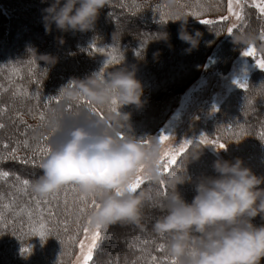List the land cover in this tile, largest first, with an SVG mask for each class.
Segmentation results:
<instances>
[{"label": "trees", "instance_id": "trees-1", "mask_svg": "<svg viewBox=\"0 0 264 264\" xmlns=\"http://www.w3.org/2000/svg\"><path fill=\"white\" fill-rule=\"evenodd\" d=\"M121 2L122 5H118V9L113 8L116 3ZM193 2L194 0H177L176 3L172 0H111V3L102 10L110 13L106 18L103 14L100 15L94 30L62 32L54 27L53 31L47 34L44 29L38 37H27L30 47H23L22 53L16 54L9 40H11V32H16L19 29L18 25L24 21L19 15L25 13L26 8L33 7L31 12L33 19L43 25L42 9L47 5L42 3V0H0V39L2 40L0 49L5 54L4 57H0V125L3 126L0 127V173L9 174L8 177L0 176V212L3 213L8 224V227H4L3 222H0V264L71 263L78 249L75 221L80 213L77 206L73 204L76 194L71 190L68 191L67 205L64 203L63 189L56 200L52 199V195L46 198L38 196L32 190V181L36 177L30 178L28 175L30 173L35 175L38 172V175L41 174L38 165L45 157L33 158L31 149L36 147L37 143L40 146L52 148L63 138L64 130L53 133L51 124L54 120L60 121L65 130L68 127L87 124L89 118L107 121L108 124L113 123L112 118L116 113L110 111V107H101L93 103L102 113L101 117L94 115L89 105L83 102L85 99L90 100L86 96L81 95L74 100L66 98L65 95L60 97L61 91L64 93L73 91L77 88L78 81L100 73L102 69L104 74L118 67L134 69L137 79L143 85V106H119L118 104V112L131 114L128 121L130 126L122 131L142 141L149 140L159 133L167 117L176 107L181 93L200 77L207 60L210 59V54L226 34V22L217 19L226 15L227 0H199L205 8L199 17L189 14L194 10L191 7ZM124 3L130 8L123 5ZM140 5L144 8L143 12L136 11ZM125 10L131 13L126 14ZM180 13L189 18L187 24L189 32L195 33L199 30L203 33L201 44L190 53L186 51L190 45L182 40L178 42L180 39L174 35H169V38L170 40L175 38L174 44L177 45V49L174 48L176 45H162L161 40L156 41L151 36L149 39H152L153 45L146 47L145 43L150 40L145 38L143 40L142 34L136 32L135 35L127 36L121 31L123 26H127L132 21L136 24L137 17H140L141 21H139L146 25L153 23L156 27H160L162 23H167L166 29L169 28L171 32L180 31L182 20L161 22L162 17L167 19ZM246 14L248 22H245L242 30L251 29L249 37L254 38L255 43L258 44L256 45L260 47L259 33L261 26L264 29V18L253 7H246ZM209 18L214 19L216 23L205 25L199 22ZM25 23H27L26 27L31 25L30 21L25 20ZM6 25H8L7 28ZM239 31L236 29V32ZM235 33L233 32V36L227 40L232 42L225 41L226 46L223 47L225 44L222 46L223 51L220 48L221 63L225 60V49L229 45H233L232 49L237 50L244 46L246 40H249L248 37H244V41L237 42L238 39L234 40ZM60 38L65 41L63 44L60 43ZM94 43L97 49L103 48L105 51H94L92 48ZM113 48L116 49L115 54L119 60L117 63L105 66L108 59L107 53ZM242 48L238 49L236 55ZM157 49L161 51L159 63L153 55V51ZM48 53L58 56V63L50 65L41 60L42 57L39 55ZM230 54H232L231 51ZM216 56L218 57V54ZM235 56H230L228 60L232 58L234 60ZM226 66L228 67V63ZM14 69L16 71H13ZM263 82V72L254 74L248 81V91L237 90L222 103L216 115L204 125L208 136L212 138L219 136L221 142L226 144L232 142L226 149L227 159L242 158L246 165L258 175H264V138L261 137V133H264L262 125L264 123V99L258 105L253 106L251 111L245 110L244 116L238 114L235 108L239 109L238 105L246 103L247 98L257 97L260 89L258 86ZM37 89L39 90V101L33 95L37 93ZM25 93L27 96L24 95ZM50 97L56 99L50 102ZM40 113L44 114V121L38 118ZM238 125L246 130L239 139L234 135L240 130ZM26 140L29 147L24 146ZM235 141L241 144V149ZM196 144L204 147L194 141L188 151ZM13 149H16L14 154ZM182 157L172 169L180 163ZM31 159H35L36 164L31 163ZM215 159L217 157L204 147L201 158L188 166V172L193 180L202 175H215L212 168ZM202 164L206 165L202 174H193V170ZM23 180H28L29 185L25 186L22 183ZM193 185L194 183H185L178 187L182 194L185 191L191 194L195 188ZM148 187L149 183L146 181L138 191ZM169 191L167 185V195ZM151 192L154 196V199L149 202L151 207L144 206L143 219L140 224H135L139 226V229L135 231L134 237L131 236L129 239L132 248H128L127 251L123 250V252L121 250L117 260L111 261L114 257L110 256L108 257L109 262L96 261L99 253L103 252L113 239L111 230L115 224H112L106 227V233L102 234L103 238L95 251L92 264H133L134 261L136 264H151L152 257H156L159 264H172V259L166 251V241L157 237L152 231V224L163 214V207L157 199L166 198L164 188L159 183L153 184ZM37 200L42 202L40 207L44 210V220L48 227L54 230L53 236L50 235L42 241L39 236L22 235L21 231L13 235V225L17 229L23 225L22 231L26 233L30 223L40 222L41 213L36 206ZM44 201H49V203L45 204ZM50 207L55 213L54 217L48 216ZM28 211L32 212L31 220L27 215ZM87 215H91L90 209ZM150 218L152 223L148 225ZM80 223L83 224L84 220L81 219ZM254 223L260 224L264 221L257 217ZM123 229L126 230L124 225ZM56 233L64 241L63 244L55 237ZM82 236L81 234L79 238L81 239ZM138 237L141 239L139 243ZM160 245H164L163 251L160 250ZM23 246H32L31 253L23 255L21 253ZM106 251L107 248L104 252Z\"/></svg>", "mask_w": 264, "mask_h": 264}, {"label": "clouds", "instance_id": "clouds-1", "mask_svg": "<svg viewBox=\"0 0 264 264\" xmlns=\"http://www.w3.org/2000/svg\"><path fill=\"white\" fill-rule=\"evenodd\" d=\"M42 3L47 5L42 9V23L50 34L54 27L62 32L94 30L101 11L111 0ZM177 16L176 20L183 21L178 38L190 45L186 49L190 53L199 47L203 33L189 32V18L182 13ZM161 27L157 39L168 40L166 25ZM64 42L60 38V43ZM39 56L50 65L59 61L51 53ZM64 95L73 100L83 95L101 107H110L113 100L119 106L141 107L144 103L142 82L136 71L127 67L115 68L103 76L93 74L78 81L77 88ZM130 117V113L119 111L112 118L111 127L107 121L89 118L87 124L66 130L60 121L54 120L53 133L64 130V135L40 162L41 174L32 181V190L46 198L68 185H76L84 195L95 197L100 203L91 213L93 224L108 227L116 223L140 224L145 203L154 199L151 185L163 180L170 191L163 214L152 224V231L166 241L167 254L176 264H262L264 223L254 220L260 217L264 221V175L255 173L240 157L225 159L218 155L212 165L215 175L193 180L188 166L203 155L205 146L199 144L187 151L174 169L163 173L160 160L166 146L155 137L145 143L124 133L122 130L130 126ZM118 132L123 133L122 139ZM141 169L150 181L149 187L128 191L127 186ZM185 183L195 186L196 194L190 202L178 187Z\"/></svg>", "mask_w": 264, "mask_h": 264}, {"label": "rangeland", "instance_id": "rangeland-1", "mask_svg": "<svg viewBox=\"0 0 264 264\" xmlns=\"http://www.w3.org/2000/svg\"><path fill=\"white\" fill-rule=\"evenodd\" d=\"M242 2L244 3L243 21H237L235 17H230L226 21L221 20V18L217 19V20L225 21L227 24L226 34L224 38L219 42L216 49L210 54L209 56L210 59L207 60L200 77L195 82H193L190 86H188L185 91L181 93L176 107L172 110V112L167 117L163 127L161 128L159 133L152 136L148 140L149 142L153 139V137L158 138L161 133L170 135V140L166 142L165 144L166 147H178V145L182 143L184 140H190L192 142L194 141L199 142V137L202 134H206L204 130V125H206V123L210 119H212L214 115H216L217 113V111H213V109L217 108L219 110L222 103L226 101L228 97L236 93L237 90L242 89L237 85V83H235V81H242L246 79L248 83L249 79L257 72L261 71L264 73V70H261L259 67L256 66V62L252 57H246L243 55V51H245L248 47L252 45H255L256 47L257 56H260L262 53H264V29L262 26L260 27L261 30L259 33V39L261 41V44L259 47L257 46L258 44L255 43L254 38L252 37L253 39H251L249 37V33H251L249 32V30L251 29L246 30L247 29L246 28L242 30V26H244L246 21L248 22L247 14H246V7H253L252 6L253 0H242ZM118 5H122V2L116 3L114 7L111 5V7L118 9L119 7ZM123 5L130 8V6L125 3ZM33 9H34L33 7H28L25 9L24 11L25 13L23 14L21 13V15H19L21 16V18L24 19V21L18 25L19 29H17L16 32H11L10 34L11 40H9V42L11 41V44L14 46V49L16 50V54L22 53L21 49L23 47L29 46L27 37H30V36L38 37L44 30V26L41 23H39L37 20L33 19L31 15L32 14L31 12ZM236 10L239 11V9H236ZM136 11L143 12L144 8L141 7L140 5L138 6ZM109 13L110 12L107 13V11L106 12L101 11V14H103L105 18L107 14ZM124 13L128 14L131 12L125 10ZM228 15L229 13L226 12L225 16H228ZM109 17H112V16L109 15ZM262 17L264 18V16ZM137 18L138 20L136 24L132 23L133 22L132 21L128 23L127 26H123L121 31L127 34V36L135 35V33L138 32L142 34L141 38H143V40L144 38L148 40L149 37L151 36V38L154 40L156 39V41L161 40L162 45L164 44L176 45L174 44L175 38H173V40H170V38L168 40L157 39L158 36L156 33H159L162 30L161 26L156 27L155 25H153V23H151L150 25L149 24L146 25L145 23L140 22L141 21L140 17H137ZM25 20L30 21L31 25L29 27H26L27 23H25ZM209 20H214V19L209 18ZM253 23L255 24V22ZM162 24L166 25L167 23H162ZM234 24L236 25V27L233 29V32L235 33L236 29L240 30L239 32L235 33L234 35L235 38L237 37L242 38V39H238L237 42L239 41L241 42L244 39V37H248L249 40L245 41V44L244 46H242L243 48L241 47L242 50L239 52L238 55H236V53L241 48H238L239 50L238 49L236 50L234 48L235 49L234 50L232 49L233 45L228 44L229 46L225 49V55H224L225 60L224 62L221 63L219 59L220 58V55H219L220 48L222 50V46L225 44L223 46L225 47L226 42H232L231 40L230 41H227V40L233 36V32L229 33L227 29ZM7 27L8 25H6V28ZM164 30L167 31L169 35H174V36L179 37V31L171 32L170 29L169 28L166 29V27L164 28ZM152 39L151 40L149 39L150 41L145 43L146 47L149 45L150 46L153 45V42H151ZM201 40H200V44H201ZM1 41L2 40L0 39V44H2ZM179 41L181 40H178V42ZM174 48L177 49V45L176 47L174 46ZM230 51L232 54H230ZM217 54H218V57L216 56ZM153 55L155 56L157 62L159 63L161 61V58H160L161 51L158 49L154 50ZM4 56H5L4 52L0 49V57H4ZM230 56H233V57L235 56L234 60L233 58L231 60H228ZM227 63H228V67L226 66L227 67L226 68L225 65ZM258 87L260 88L259 93H258L259 95L252 99L253 104L251 106H247V102L243 104H239L238 105L239 109L235 108V111H237L238 114L240 115L242 114L244 116L245 114L243 113L245 110L251 111L253 106L258 105L259 103H261L260 101L264 99V82L262 84H259ZM262 125L264 127V123ZM208 137L209 139H212V137L210 136ZM235 143H237V141H235ZM237 146L239 147V149L242 148L241 144L239 143H237ZM205 148L208 149L211 153H213L217 158L219 155L227 159L226 150H220L218 153L217 152L218 150H216L214 146L209 145V146H205ZM204 169H206V165L202 164L200 165V167L193 170L192 173L195 175H199V174H202ZM38 173H35V175L30 173L28 176L30 178L37 177ZM193 194L194 195L196 194L195 188H194V192L191 194L187 193L186 191L183 193L185 199H187L189 202L194 197ZM157 200L160 201L161 206L163 207L165 203V199L158 198ZM145 205L151 207L149 202H146ZM150 222L152 223L151 218L148 221V225L151 224ZM123 225L126 227V230L123 229ZM137 229H139V226L133 223H116L115 226L113 227V230H111V236H113V239L110 240L111 241L110 245L108 243V245L104 249L105 251L107 248L106 253L104 251L99 253V257L96 258V261L103 263L104 262L103 260H106L107 262H109L110 259L108 257L110 256L114 257L111 259V261H113L114 259L117 260L116 258L120 254L121 250L123 252V250L127 251L128 248L129 249L132 248V244L129 239L131 238V236L134 237L133 235L135 231H137ZM81 239H83V236ZM137 241L139 243L141 239L138 237ZM79 254L80 253H79V245H78V249L75 254V257L73 258V260H71L70 264H76ZM91 262L92 261H90V264H92Z\"/></svg>", "mask_w": 264, "mask_h": 264}, {"label": "snow or ice", "instance_id": "snow-or-ice-1", "mask_svg": "<svg viewBox=\"0 0 264 264\" xmlns=\"http://www.w3.org/2000/svg\"><path fill=\"white\" fill-rule=\"evenodd\" d=\"M254 8L258 9L259 13L261 16H264V0H253V5ZM191 7L194 9L191 13H189L191 16L193 17H199L202 15L203 11H205L204 5L201 4L199 2V0H194L193 4L191 5ZM236 9H239V11H237ZM243 11H244V3L242 2V0H227V12L229 13L228 16H223L221 17V20H228L230 17H235L237 21H243L244 16H243ZM179 19V16H170L167 19L162 17L161 22H167L169 20H176ZM201 23L205 24V25H211V24H215L216 21L214 20H209V19H203L200 21ZM236 27V25H232L231 27H229L227 29V31L229 33L233 32V29ZM92 48L94 51H105L103 48L101 49H97L95 43L92 45ZM116 49L113 48L112 51L107 53L108 59L105 63V66H107L108 64H113V63H117L119 60V57H117V55L115 54ZM137 55H139V52H137ZM243 55L246 57H252L255 62H256V66L259 67L261 70H264V53H262L260 56H257V52H256V47L255 45H252L250 47H248L245 51H243ZM32 63L34 64V61H32ZM13 71H16L15 69ZM46 71V69H45ZM98 75L103 76L104 72L103 69L101 70L100 73H98ZM235 83H237V85L244 89L246 92L249 89V85L247 83V80H242V81H235ZM74 86V85H73ZM39 90L37 89V93L33 94L34 98L39 101V95H38ZM25 96H27V93L24 94ZM64 96V92L61 91L60 93V97L62 98ZM55 97H50L49 101L51 102L52 100H55ZM85 104L89 105L90 107V111H92V113L94 115L97 116H101L102 117V113H100L97 108L96 105L93 104V102L91 100H87L85 99L83 101ZM253 104V100L250 98H247V106H251ZM118 109V102L116 100H113L111 106H110V111L117 113ZM213 111H218L217 108H214ZM36 118V117H34ZM41 121H44L45 117L43 113L39 114L38 117ZM0 127H3L2 125H0ZM108 127H111V124H108ZM239 127V132L234 133L235 137L237 139L240 138V136L244 135L246 130L243 128V126L238 125ZM118 136H120V138H123V133H117ZM261 137L264 138V133H261ZM160 143L162 144H166V142H168L170 140V135L165 134V133H161L160 136L158 137ZM143 142L148 143V140H143ZM199 143L205 146H214L216 150H222L226 148V143L221 142V138L219 136H216L212 139H209L208 135L206 134H202L199 137ZM193 144L192 141L190 140H184L182 143H180L178 145V147H166L165 151L161 157L160 160V168L161 171L163 173H168L174 165L177 164L178 160L188 151L189 147ZM24 146L25 147H29V143L28 141H24ZM16 151V149L12 150V153L14 154ZM51 151V147L49 146H40L39 143H37L36 147L31 149V153H32V157H36V156H42V157H46ZM31 163L36 164V160L35 159H31ZM39 166V165H38ZM8 173L7 172H2L0 173V176L3 177H8ZM150 183V181L147 180V178L145 177L144 173H143V169H141V171L139 173H137V175L135 176V178L133 179V181L127 186V190L128 191H133L136 192L138 191V189L141 188L142 185L145 184V182ZM25 186L29 185V181L28 180H23L22 182ZM159 184L161 186H163L164 188V195L167 196V184L161 180L159 182ZM71 190L73 193H75V197L73 200V204L77 206L78 211L80 213V216L76 219L75 223H76V235H77V240L76 243L79 245V257L77 258V262L76 264H90V261L93 260V256L95 251L98 249V247L100 246V242L103 238V233H106L107 228L106 227H102L99 224H93L91 215H87V213L89 212V209L91 210V213L94 210H97L100 207V203L98 202V200L95 197H88L86 195H84L80 189L76 186V185H68L66 187L63 188V195H64V203L65 205H67V194L68 191ZM61 195V190L55 192L52 194V199L56 200L57 197H59ZM41 201L37 200L36 201V206L37 209L40 210V222L38 224L36 223H30L28 225V229L27 232H23V225H21L20 229H17L15 227V225H13V235L16 234L17 231H21L22 235H29V236H39L42 241L46 240L48 236L52 235L53 236V229H50L47 225V223L44 220V210L40 207L41 205ZM43 203L48 204L49 201H44ZM16 215H20V213H16ZM27 215L29 217V219L31 220L32 217V212L28 211ZM48 216L50 217H54L55 213L54 211L51 209V207L49 208L48 211ZM83 219L84 223L81 224L80 220ZM0 222H3V226L4 227H8L7 222L5 221L4 215L2 212H0ZM83 235V239H80L79 236ZM55 237L57 239L60 240L61 244L64 243V241L62 239H60L59 234L56 233ZM32 250V246H23L21 248V253L23 255L26 254H30ZM160 250L163 251L164 250V245H160ZM172 259V264H176V261L174 258ZM133 264H136V262L134 261ZM151 264H159V261L157 260L156 257H152L151 258Z\"/></svg>", "mask_w": 264, "mask_h": 264}]
</instances>
